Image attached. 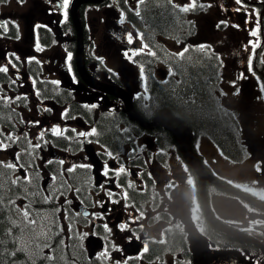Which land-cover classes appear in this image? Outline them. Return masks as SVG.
Returning <instances> with one entry per match:
<instances>
[{"label": "flooded vegetation", "instance_id": "obj_1", "mask_svg": "<svg viewBox=\"0 0 264 264\" xmlns=\"http://www.w3.org/2000/svg\"><path fill=\"white\" fill-rule=\"evenodd\" d=\"M12 1L18 5L23 0ZM9 2L10 0H0V30L19 27L18 17L14 14L17 9L5 8ZM49 2L50 0H34V5L20 14L25 18L22 33L24 42L32 45L37 42L49 47L53 53L48 57V62H53L58 67H67L70 63L75 77L66 86L67 94L62 104L65 131L60 136L47 132L45 147L41 146L38 153L39 147H35V144L29 143L27 151L23 145L18 146L21 156L18 159L22 163L27 162V171H34L41 166L45 175L52 176L47 183L48 187L55 180L53 177L67 178L85 168L90 170L84 145L91 141L101 159L102 181L95 184L77 176V194L73 197H78L90 210V215L85 218L92 220V231L103 237L105 244L110 245L111 235H122L121 249H113L112 255L117 254V258L124 264H199L205 252L223 250L237 253L245 264H264V104H261V95H264V72L250 71L247 65L242 64V68H238L234 75L227 74L225 77L226 95L229 96L226 103L210 104L219 118L228 121L233 131L236 144L234 155L223 149L210 133L203 129H194L162 102L158 101L159 105L155 106L145 98L135 99L133 92L135 108L147 121L154 120L164 109L170 111V120L167 116L163 117V122L169 123L168 127L161 124L146 129L129 118L128 113L122 109L124 104L115 96L87 89L88 93H92L91 97L102 102L99 106H105H101L100 111L93 106H86L84 100L77 98L75 86L82 79L74 61L75 27L71 14L67 15L65 21L57 28L47 22L46 14L37 17L35 13L41 7L45 8ZM222 3L221 13L243 27L247 5H237L234 0H222ZM250 3L254 7L262 5L264 8V0H251ZM56 6L58 17L62 18L65 10L63 0H56ZM237 7H241V11H236ZM67 11L69 14V6ZM64 32L69 34L68 42L57 46ZM116 32L119 36H124V30H117L113 25H109L101 34L98 30L92 34L87 33L86 48L91 50L97 42V49L112 50L118 44ZM89 50L86 52L88 69L99 78L93 70L96 59ZM26 53L28 52L24 54ZM69 53L71 59H68ZM252 53L253 51H250L248 59ZM9 62L21 65L20 60L11 53L6 55L5 63ZM32 72L35 75V68ZM113 78L108 83L126 86L123 78ZM160 81H148L145 87L155 95L156 89L153 85L164 82ZM111 101L115 103L109 104ZM112 113L123 119L110 121L108 116ZM181 122L192 129L193 146L211 177L239 192L235 194L221 189L212 180H208L209 214L204 210L201 201L199 177L186 165L172 132L173 128L181 127ZM76 127L91 133L80 146L75 144ZM205 134L217 146L210 151L209 158L197 147ZM252 140L261 142V151L253 145L252 149ZM65 153H78L77 159L80 162L71 167V172L68 171L70 168L63 171L61 167L62 157L68 161ZM219 159L227 162L219 164ZM121 167L124 168L123 172L119 171ZM105 171L108 172L107 176L103 174ZM189 178L193 181L192 184L188 183ZM40 187L43 188L42 180ZM90 196H96L97 199L93 207L89 204ZM188 207L192 208L197 223V229L192 236L197 237L198 241L195 246L193 244L192 247L183 249L178 248L177 241L183 237L189 245L191 240L189 230L181 221V218L187 217ZM181 209H184L185 215L179 214ZM137 212H141L149 227L146 236L132 232L131 225ZM106 233L109 235L108 240ZM130 238L141 242L142 249L136 254L125 248ZM169 239L174 249L164 247V243ZM145 246L148 248L147 252L144 251Z\"/></svg>", "mask_w": 264, "mask_h": 264}, {"label": "rangeland", "instance_id": "obj_2", "mask_svg": "<svg viewBox=\"0 0 264 264\" xmlns=\"http://www.w3.org/2000/svg\"><path fill=\"white\" fill-rule=\"evenodd\" d=\"M175 4H177L180 8L189 7V11L186 13L190 14L191 19L194 18L193 21H190L185 24L181 34H175L172 36H164L161 39L162 49L167 51V49L173 53L175 51H181L185 46L186 42L195 43L196 45H202L207 43L211 48H213L218 55L220 56V70L222 72L223 78L227 74H235L238 68H240L241 64L244 63L250 68V60L246 59V52L252 49L254 51H259L261 53L262 58L264 59V51L260 49L261 41L264 37V20L262 19L261 13L258 8L249 9L248 14L250 17V22H245V27L242 30H237L235 27L230 26L228 21L225 19L223 15H220V5H222V0H194L195 6L191 7V0H173ZM109 8L113 7L116 4H119V0H107ZM130 3L133 4V7L136 9L139 3V0H130ZM34 5V0H24L21 1L18 5L10 0V2L6 5L5 8H15L14 14L18 17V23L22 29L25 27V18L20 15L24 11H26L29 7ZM46 8V10H45ZM41 7L38 12L35 14L37 17L46 14L47 22L50 24H54L56 28L60 24V21L64 19L58 18V10L54 3L49 2L46 7ZM195 15V16H194ZM112 15L109 11H106L105 7H93L92 5L86 11L83 20L87 22V24L91 27L95 25L103 31L106 27L107 21L112 18ZM117 20L123 21V26L126 28L128 32L131 31L132 27L129 23L125 22L122 17L115 16ZM263 24V29L261 30ZM193 32V37H189L187 39H183L185 31ZM255 32L256 35H252ZM64 36H62L57 42V46L64 45L68 42L67 37L69 34L64 32ZM263 34V37H262ZM138 39V36L135 34ZM180 36V37H179ZM134 40L132 42L119 43L118 48L115 47V50L112 51L109 55L107 53H100L95 49L97 54V64L98 71L101 70L103 76H107L109 74V70H113L116 73L124 74L129 77L131 81V85L134 87L135 94L138 98H145L147 100V89L144 85V81L147 77L145 72L144 64L137 61V57L140 55L139 53L134 55L135 50L139 51L141 49L140 40ZM5 47L13 50L18 57L21 59L23 57L22 52L25 50V44L20 42L19 46H15L14 43L9 44L6 41H1ZM144 44V43H143ZM145 45V44H144ZM143 52H147L149 55L150 51L147 47L144 48ZM46 55L52 54V50L46 51ZM244 53V57L242 54ZM161 54V51H159ZM176 54V53H175ZM102 55L104 57H102ZM177 55V54H176ZM133 56V57H132ZM160 56V61L154 63L148 67L151 69L152 74L156 75V71L162 67L168 71V74L171 75L173 73L172 66L170 64V58L165 57L163 55ZM190 59L188 61H200L207 62L208 68L204 70L206 73H210V78L207 77V81L210 80L208 91H211V85L216 83L214 80V74L217 70L216 61L217 57L215 55H206L202 54L198 50L190 51L189 53ZM188 59V58H187ZM184 61V60H183ZM27 61H23V65H25ZM0 67H3V63H0ZM180 68V66H179ZM46 74H52L56 79H58L62 85H68V83L73 79L71 73L65 68L56 67L54 64L48 65L46 67ZM58 70V71H56ZM56 72V73H52ZM124 76V75H123ZM120 76V77H123ZM103 81H111L106 80L104 77L101 78ZM15 81V83H13ZM32 86L29 84L28 80H16L15 77L10 76L7 85H3L0 88V107L6 104L10 107L11 113L5 114L0 117V133L3 135L2 144L4 147H0V160L6 162L7 164H11L10 157L16 156L19 157L18 146H21L18 142L19 137H22L27 141V143L39 145L40 147L44 145L46 142V133L53 132V128H59L61 133H63L66 129L65 118H64V108L56 102L48 103L43 102L40 103L37 92L32 91ZM82 92L77 93V98L80 100L90 101L93 104V107L100 111L102 107H105L103 104L99 106L93 97ZM219 96L223 102H226V98L224 97V93L219 90ZM19 97V99H17ZM213 98V97H212ZM213 102L210 100V103ZM264 102V99H263ZM38 122V123H36ZM264 125V121H263ZM76 140L79 142L78 146H80L84 141H86L85 136H81L80 133H88V130H81L79 127L75 128ZM11 134L12 139H8V135ZM42 134V135H41ZM201 151H203L207 157H210V151L215 149L214 145L203 138L198 144ZM68 158V161L64 160L61 165L63 171H66L68 168H71L76 163L80 161L77 159L78 153L75 155L65 153ZM21 158V156H20ZM23 158V157H22ZM223 160H218V162H222ZM38 172L42 173L43 169L40 166ZM45 177V176H44ZM61 185L65 184L67 186V190L57 186V183ZM51 184V183H50ZM48 185V187L50 186ZM53 187L59 188L63 191L57 192V207L60 210L61 221L63 222L64 228H67L66 222L64 221L66 218L65 215V207L66 202L68 200L70 203L73 202L72 196L75 195L74 190L71 186L66 182V178L61 181L55 180L52 182ZM96 196H91L90 203L94 206V202H96ZM187 204L185 205V208ZM187 217L181 218V221L184 223V227L189 230L191 234L190 244L193 246L196 245L198 238H193L192 234L195 229H197V223L195 221L193 210L191 207L187 209ZM180 215H185L184 209L179 210ZM75 216V215H74ZM132 232L140 235L146 236L149 232V227L144 221V218L141 215V212L136 213V217L134 222L131 225ZM91 230V221L86 219V225L76 226L74 232L77 238L81 241L85 240V237L90 233ZM121 236H110V246L113 250L121 249ZM204 248V246H203ZM102 251H98L97 254H100ZM104 255V254H102ZM113 264H124L121 260L117 258V254L111 257ZM121 263H120V262Z\"/></svg>", "mask_w": 264, "mask_h": 264}, {"label": "trees", "instance_id": "obj_3", "mask_svg": "<svg viewBox=\"0 0 264 264\" xmlns=\"http://www.w3.org/2000/svg\"><path fill=\"white\" fill-rule=\"evenodd\" d=\"M139 9V15L133 13V20L142 32L147 30L148 46L156 51L161 48L158 36L174 35L187 23L186 13L172 0H145ZM189 57L186 55L179 64L181 81L154 83L155 96L187 124L210 133L223 149L234 155L233 131L228 121L219 118L210 105L214 95H209L207 90L210 80L206 79L210 73L204 70L208 63L191 62ZM41 197L40 190L15 178L14 169L0 163V264H91L83 246L73 235L67 239L60 229L58 215L54 217L58 214L52 201L54 196L48 201ZM25 206L28 217L23 215ZM45 213L50 222L45 221ZM32 220L45 222L46 228L41 226L36 230Z\"/></svg>", "mask_w": 264, "mask_h": 264}, {"label": "water", "instance_id": "obj_4", "mask_svg": "<svg viewBox=\"0 0 264 264\" xmlns=\"http://www.w3.org/2000/svg\"><path fill=\"white\" fill-rule=\"evenodd\" d=\"M87 0H75L73 3V18L75 21V27L77 30V35H78V47H77V52H76V56H77V63L80 69L81 74L83 75V77L88 81L89 85L103 90L105 92L111 93V94H115L116 96L120 97L121 99H123V101L126 104L127 107V111L129 112L131 118L133 120H139L141 122L142 125L144 126H150V124L146 123L143 118L141 117V115L135 111V109L133 108L132 105V93L131 90H124L122 88H118L115 86H110V85H106L103 83H100L94 79H92L85 67H84V52H83V39H82V27L81 24L77 18V10L78 7L80 6L81 3L86 2ZM90 1H94V2H98L97 0H90ZM164 71L161 72V76L164 75ZM89 77V78H88ZM158 120V119H157ZM179 143L182 146L183 152L187 158V161L192 165V167H194L203 177L207 176V172L205 171V169L203 168L200 160L198 159V157L194 154L192 147L190 145L189 142H187L186 139L184 138H178ZM88 151H89V155L90 157L93 158L94 163L96 165V170H98L99 168V162L97 160H95L94 157V152L93 150H90V148L88 147ZM203 196H204V191H203ZM205 211L208 213V209L205 208ZM87 246L89 249V254L90 256H93L96 248L98 246H102L101 240L98 239L95 236H90L87 239ZM203 264H243V262L241 261V259L233 254H225V253H218V254H209L207 256L204 257L203 259Z\"/></svg>", "mask_w": 264, "mask_h": 264}, {"label": "snow or ice", "instance_id": "obj_5", "mask_svg": "<svg viewBox=\"0 0 264 264\" xmlns=\"http://www.w3.org/2000/svg\"><path fill=\"white\" fill-rule=\"evenodd\" d=\"M70 2H71V0H63V7H64V9H65L63 15H64L65 19L67 18V15H68V13H67V8H68ZM234 2H235L237 5L244 6L243 0H234ZM139 3H143V0H139ZM190 6H191V7H194V6H195L194 0H191V4H190ZM182 10H183L184 12H187V11H189V7H183ZM236 11H241V7H237V8H236ZM137 15H139V13H137ZM252 35H256V33L253 32ZM128 40H129V42L132 41V36H131V35H129ZM186 51H188V49H184V51L181 52V53H179V55L183 56V55H184V52H186ZM17 59H18V58H17ZM68 59H71V54H70V53L68 54ZM7 71H8V67H7V66H5V67H0V72H5V73H6ZM13 83H15V81H13ZM33 83H35V81H33ZM17 99H19V97H17ZM36 123H38V122H36ZM52 131H53V133H54L56 136H60V135H61V131H60L59 128H53ZM92 132L94 133V132H95V129H93ZM89 134H91V133H80L81 136H85V135H89ZM41 135H42V134H41ZM7 138H8V139H12L11 134H9ZM0 147H4V145L2 144V142H0ZM35 147H39V145L37 144V145H35ZM109 155H111V154L109 153ZM18 158H19V157H17V159H18ZM49 163H51V161H49ZM60 163H63V161H60ZM7 167H8V168H16V167H17V164H15V163L8 164ZM81 167H86V166L81 165ZM257 170L259 171V168H258ZM68 171L71 172V171H73V169L70 168V169H68ZM119 171H120V172H123V171H124V168L121 167V168L119 169ZM103 174H104L105 176H107V175H108V172L105 171ZM27 178H28V177L25 175L24 179H27ZM18 179H19V178H18ZM53 179H55V177H53ZM14 182H15V181H14ZM188 183H189V184H192L193 181L189 178ZM23 215H24V217H28V215H29V212H28V210H27V206H25V211H24ZM31 223L34 224V223H35V220H32ZM257 223H260V221H257ZM105 227H107V226H105ZM123 227H125V226H122V228H123ZM130 239H131V238H130ZM144 251H145V252L148 251L147 246L144 247Z\"/></svg>", "mask_w": 264, "mask_h": 264}, {"label": "bare ground", "instance_id": "obj_6", "mask_svg": "<svg viewBox=\"0 0 264 264\" xmlns=\"http://www.w3.org/2000/svg\"><path fill=\"white\" fill-rule=\"evenodd\" d=\"M185 59H186V57L182 58V59L180 60V63H181L183 60H185ZM171 79H172L173 82H176V83L178 82L175 78H171ZM28 238H29V237H28Z\"/></svg>", "mask_w": 264, "mask_h": 264}]
</instances>
